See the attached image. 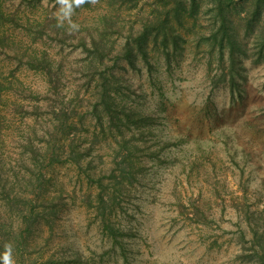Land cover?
Here are the masks:
<instances>
[{
	"label": "rangeland",
	"instance_id": "1",
	"mask_svg": "<svg viewBox=\"0 0 264 264\" xmlns=\"http://www.w3.org/2000/svg\"><path fill=\"white\" fill-rule=\"evenodd\" d=\"M153 3L154 0H140L136 6V2L119 0L111 8L108 0H96L91 8L74 10L71 21L81 32L87 29L96 32L98 27L103 29L105 16L117 20L121 31H113L110 39L121 48L140 34L141 20L149 16ZM208 6H202L195 26L189 30L178 27L186 38L182 55L174 58L171 67L160 61L164 99L149 81L141 58L137 69L126 61L116 69L128 79L136 106L150 114L158 111L162 101L167 108V112L155 115L157 122L152 127L143 129L144 136L141 133L135 136L144 138L143 145L152 146L159 157L155 160L142 157L144 175L121 196L122 209L114 219L130 234L124 249L117 245L115 250L111 249L101 217L82 202L84 196L95 199L97 194L96 184L88 180V173L115 167L112 161L117 147L111 137L103 140L102 133L95 130L96 121L87 116L80 129L81 141L84 148L91 147V155L83 166L64 161L67 155H63V163L51 167L49 162L42 164L46 180L37 193L42 191L40 201H49L48 206L57 211L51 224L43 221L38 225L31 240L43 256H65L68 264H72L71 254L75 251L83 254L85 264H258L246 250L250 246L249 234L242 233L249 231L246 213L242 210L240 214L235 207L247 189L249 213L264 210V54L261 56L256 41L258 30L247 28L242 19L244 14L235 16V34L246 52L245 56L240 55L242 78L236 76L240 87L233 91L227 82L213 85L211 78L220 80L219 75L222 71L227 74L228 68L219 66L217 50L209 77L210 48L204 40L200 43L202 34L208 36L213 27ZM59 8L56 1L44 0L38 6L22 7L20 12L40 19L47 12L57 16ZM64 22L69 24L67 20ZM45 47L52 55L64 59L65 100L77 99L79 110L84 112L92 89H87L78 69L87 62V55L81 49L57 43ZM4 65L16 68L14 63H0ZM16 73L36 94H47L48 84L41 73L26 68ZM46 118L47 114L40 117L37 128L46 124ZM34 123L33 118L24 124L17 123L21 126L18 133L8 139L6 149L15 166L16 158H20L18 141ZM95 132L99 138L93 141ZM90 160L92 165L88 164ZM206 201L209 203L205 206L206 214L195 216L194 204Z\"/></svg>",
	"mask_w": 264,
	"mask_h": 264
},
{
	"label": "trees",
	"instance_id": "2",
	"mask_svg": "<svg viewBox=\"0 0 264 264\" xmlns=\"http://www.w3.org/2000/svg\"><path fill=\"white\" fill-rule=\"evenodd\" d=\"M43 1L0 0V63L9 62L16 66L14 69L0 66V256L5 251V245L11 244L15 264H68L65 256H43L31 241L38 225L43 221L51 224V217L57 214L56 208L48 206L49 201H40L42 191L37 193V190L44 187L46 180L43 163L49 162L51 167L63 163V155H67L64 161L82 167L91 155V147L84 148L81 141L80 129L84 127L87 116L96 121L95 130L102 133L103 140L108 141L107 138L111 137L117 147L112 161L115 167L88 173V180L96 184L97 194L95 199L84 196L82 202L94 208L97 216L101 217L111 249L115 250L116 245L124 249L125 239L130 234L120 226L121 222L114 219L116 212L122 209L121 196L144 175L142 157L153 160L159 157L152 146L143 145L144 138L137 139L135 136L138 133L144 136L143 129L152 127L157 122L155 115L167 112V108L162 101L158 111L150 114L136 106L128 79L116 71L119 63L126 61L137 69L141 58L147 67L149 81L161 91L164 99L165 94L160 87V61H166L171 67L174 58L182 55V43L186 42V38L180 34L178 27L189 30L192 25L195 26L204 5H210L208 12L213 20L210 34H202L200 38V43L204 40L210 48L207 64L209 77L213 72L217 50L219 66L228 68L227 74L222 71L219 75L220 80L211 78L213 85L227 82L233 91L240 87L236 76L242 78L240 55L245 56L246 52L235 34V16L244 14L242 19L247 23V28L253 32L258 30L256 41L261 56L264 54V0H154L151 13L141 20L140 34L122 44L121 48H117L116 42L112 43L110 39L113 31H121L117 26L118 21L113 18H102L103 29L98 27L96 32L90 29L81 32L70 29L65 22L63 26H58V17L53 12H47L40 19L21 14L22 7L38 6ZM118 1L108 0L109 7L115 8ZM123 1L136 2L137 6L140 0ZM91 7L92 3L89 2L75 10ZM49 43L81 49L87 55V62L78 69L87 89H92L84 112L79 110L77 99L65 100L63 89L67 72L64 59L57 58L46 49L45 45ZM226 51L229 53L227 62ZM20 68L44 76L48 84L45 96L36 94L20 79L16 73ZM44 107L46 112H43ZM43 114H47L46 124L40 130L36 122ZM31 118L35 123L29 127L27 135L24 134L18 141L20 158H16L15 166L6 149L8 139L18 133L21 126L17 123H27ZM98 138L96 133L92 139L95 141ZM92 162L90 160L88 164L92 165ZM17 168H20V172ZM23 169L26 172H22ZM89 169L92 167L89 166ZM29 187L33 189L29 190ZM245 192L247 194L239 198L235 208L240 214L242 210L246 213L249 231L242 232L250 236V239L244 236L250 245L246 250L251 252V257L258 264H264V210L249 213L247 189ZM208 204L207 201L204 204L195 203L193 214L197 217L205 215ZM70 263L85 264L83 254L73 252Z\"/></svg>",
	"mask_w": 264,
	"mask_h": 264
},
{
	"label": "clouds",
	"instance_id": "3",
	"mask_svg": "<svg viewBox=\"0 0 264 264\" xmlns=\"http://www.w3.org/2000/svg\"><path fill=\"white\" fill-rule=\"evenodd\" d=\"M56 2L60 5V8L57 13L58 17V26H63V23L65 20L68 21L70 25V29H76L77 25L72 23L71 17L74 13L75 8H78L85 3H96V0H56ZM12 245L6 244L5 245V251L0 256V261H2V264H15L12 256Z\"/></svg>",
	"mask_w": 264,
	"mask_h": 264
}]
</instances>
